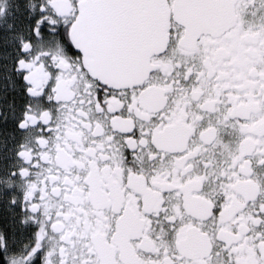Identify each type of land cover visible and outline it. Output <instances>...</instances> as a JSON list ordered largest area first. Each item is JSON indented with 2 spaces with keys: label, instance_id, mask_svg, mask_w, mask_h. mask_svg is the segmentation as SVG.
<instances>
[{
  "label": "snow or ice",
  "instance_id": "1",
  "mask_svg": "<svg viewBox=\"0 0 264 264\" xmlns=\"http://www.w3.org/2000/svg\"><path fill=\"white\" fill-rule=\"evenodd\" d=\"M0 264H264V0H0Z\"/></svg>",
  "mask_w": 264,
  "mask_h": 264
}]
</instances>
